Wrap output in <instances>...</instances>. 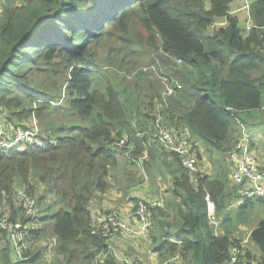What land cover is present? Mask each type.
<instances>
[{
	"label": "trees",
	"instance_id": "trees-1",
	"mask_svg": "<svg viewBox=\"0 0 264 264\" xmlns=\"http://www.w3.org/2000/svg\"><path fill=\"white\" fill-rule=\"evenodd\" d=\"M231 1L5 0L2 4L0 114L10 111L11 123L35 117L44 127V142L53 143L0 150V189L10 191L17 177L30 184L32 171L35 181L55 194L57 208L48 216L37 215L35 221L50 222L58 248L69 255L68 263L92 264L98 252L106 251L105 237L91 233L89 201L96 190L108 188L110 170L119 157L113 144L116 137L126 132L135 143V154L147 149L154 161L160 157L155 141L146 135L139 139L135 133L149 123L162 83L148 68L134 70L131 76L137 74L130 81L105 69L128 70L127 56L141 51L131 48L135 41L152 52L150 68L165 69L181 83L168 97L165 122L185 129L207 153L223 155L213 176L198 174L192 182L177 156L163 152L172 157L173 188L171 202L152 209L153 228L147 237L156 244L157 257L168 260L179 253L184 264H222L231 242L239 241L220 233L221 223L228 221L224 214L231 201L228 192L233 190L227 182L225 154L240 130L235 117L241 122H245L242 113L264 117V0H252L249 14L257 27L248 31L230 13ZM221 18L223 25L211 27ZM138 27L145 42H140ZM113 37L124 41L122 54L110 50ZM159 39L164 50L182 58L180 65L157 53ZM145 89L149 98L134 97ZM29 189L34 193L35 184ZM205 194L220 220L218 234L208 220ZM5 200L10 219L26 223L11 194ZM39 229L29 230L27 237L40 234ZM250 242L264 257V221L250 230ZM8 249L2 264H14L9 240ZM99 264L120 263L106 255Z\"/></svg>",
	"mask_w": 264,
	"mask_h": 264
},
{
	"label": "built area",
	"instance_id": "built-area-1",
	"mask_svg": "<svg viewBox=\"0 0 264 264\" xmlns=\"http://www.w3.org/2000/svg\"><path fill=\"white\" fill-rule=\"evenodd\" d=\"M241 8L245 12V17L242 27L245 31L257 27L250 17L249 9L251 0H240ZM5 0H0V10ZM231 13V12H230ZM217 22H213L211 27L216 26ZM225 20H222L218 25H223ZM264 32V27H263ZM162 41H158L157 53L170 58L173 63L178 66L182 63V58L172 56L168 51L164 50ZM263 51H264V33H263ZM143 67L142 70H146ZM131 76V75H130ZM166 77H171L163 73L160 75L164 82L161 99L155 104L151 114L149 123L142 128V130L135 133L139 139L147 136L146 139L155 141L158 148L167 153L175 154L180 165L186 168L190 174L191 179H195L196 175H204L203 169L200 166L198 157L199 149L195 141L189 136V133L182 128L170 127L165 121L164 110L167 107V99L172 96L177 90L181 88V83L173 78L167 80ZM231 110L230 108H226ZM235 117V116H234ZM8 123L5 116L0 114V150L12 151L23 150L28 146L42 145L53 143L52 140L44 142V132L37 122L35 117H32L28 123L12 122L11 125H4ZM240 130L238 135L227 153L229 161L228 183L232 188H241L245 182L250 186L243 192L244 197L258 196L264 198V165L260 163L259 159L254 155L251 145V135L244 124L235 117ZM10 124V123H9ZM47 138V137H46ZM113 144L118 149V156L123 157L129 162L136 163L139 167L142 166L144 159L147 157L145 149L139 153H134L135 143L129 137L128 133L122 132L113 141ZM145 177V174H143ZM11 194V197L16 201L17 207L21 214L28 220L26 223L21 220L10 219V215L2 212L0 207V228L4 230L10 243L11 256L14 264H25L29 260L27 256L28 237L27 232L32 230L37 225L36 216L38 202L35 194L29 189L25 183H14L10 191L0 189L1 202ZM207 207V216L210 225L215 234L219 233L220 220L214 214V204L208 194L204 196ZM240 201H236L239 205ZM164 200L159 197H136L134 203L133 215L137 221L136 226L126 225L120 215L111 210L108 212H98L92 217L91 233L98 234L105 237L107 241L106 251L98 252L93 264L102 263L106 255H110L120 264H142L136 258L121 259L114 254V240L125 234L133 236H147L153 224L152 209L163 208ZM245 241H232L229 249L228 257L222 264H248L245 261L240 262V256L244 254L243 246ZM179 260L182 256L179 253L171 256L168 260ZM254 264V263H250Z\"/></svg>",
	"mask_w": 264,
	"mask_h": 264
},
{
	"label": "crops",
	"instance_id": "crops-1",
	"mask_svg": "<svg viewBox=\"0 0 264 264\" xmlns=\"http://www.w3.org/2000/svg\"><path fill=\"white\" fill-rule=\"evenodd\" d=\"M234 1V0H233ZM231 1L230 12L235 15L238 20L240 26L245 17V12L241 8V1L237 0L236 2ZM223 19H217L216 25L222 21ZM245 122H242L244 126L250 130L251 132V144L252 151L254 155L259 159L260 163L264 165V117L259 118L258 112H255L251 115L242 113ZM197 148L199 149V160L200 166L203 169L204 174H210L213 176L215 172L218 171V166L215 167V164L212 163L208 158V153L205 148L201 146L199 143H196ZM158 150L163 153L159 148ZM147 153V157L144 159L143 164L139 167L136 163L129 162L123 157L119 156L117 159V166L110 170L108 176V188L104 192H100L96 190L94 194L91 196L89 201V209L92 217L98 212H108L115 211L120 217L123 219L126 225L136 226L137 221L133 215L134 211V203L136 197H161L164 200L165 205L171 202L172 199V181L173 178L169 172V166L172 162V157L162 154L159 151L160 157L156 158L157 160L151 157L148 154V150L145 149ZM211 164L209 163V161ZM226 165H227V178L229 173V161L227 158V154L225 156ZM212 165V167H211ZM211 172V173H210ZM145 174V177L144 175ZM29 179L33 184H35L36 188L40 190L44 189V183L41 181H33L32 176L29 175ZM16 183H22L19 180L15 181ZM192 182H194L192 180ZM46 186V185H45ZM250 184L245 182L241 188H233L228 192V199L231 201L225 205L224 214H226L227 218L230 215V207L233 205L235 209L242 213L243 208H246L253 201L256 202L257 205L262 207L264 205V198L258 196L244 197L243 192L246 188H248ZM47 188V186H46ZM45 198L41 201V204H44L45 208L43 209L40 203L38 206L43 209L44 215L48 216L51 214L50 205L52 204V200L54 196L52 193H49L48 189L44 192ZM47 195V196H46ZM15 201V200H14ZM236 201H240L239 205H236ZM15 205L17 203L15 201ZM0 207L2 212L10 214L11 211L8 209L6 200L4 202H0ZM226 209L227 212L226 213ZM221 219V217H220ZM244 218L234 220L238 223L235 225L230 224L228 227L226 224H222L221 226L223 230L220 228V233L227 232L229 233L232 239H238L239 241H245L246 247L244 250V254L240 256V262L245 261L250 264L251 262L254 264H264V257L261 256L260 252L257 248L250 242V230L256 226L260 221H264V219L258 220L257 223H253L252 225L241 224L240 221ZM245 220V219H244ZM229 221V219H228ZM51 226L49 221H41L40 222V234L29 235L28 241L30 242L31 249L32 244L40 242L44 240L46 237V230ZM50 233L51 227H50ZM48 241H43L42 245L45 246L43 250L39 253L38 251L29 250V260L25 262V264H67L68 254H64L58 248L57 239L52 235L49 236ZM125 240H124V239ZM148 244H151L148 247ZM114 254L118 258L126 257V258H136L140 260L142 264H158V260L156 259L157 253L154 251L155 243H151V239L145 236H122L118 237L114 240ZM53 248V249H52ZM52 249V254L50 255V251ZM8 240L5 235L0 231V264L5 263L6 255L8 254ZM77 263V262H76ZM73 264V263H68Z\"/></svg>",
	"mask_w": 264,
	"mask_h": 264
},
{
	"label": "rangeland",
	"instance_id": "rangeland-1",
	"mask_svg": "<svg viewBox=\"0 0 264 264\" xmlns=\"http://www.w3.org/2000/svg\"><path fill=\"white\" fill-rule=\"evenodd\" d=\"M13 1V0H12ZM237 0H234L233 2H236ZM240 1V0H239ZM251 2H252V0H251ZM251 4V3H250ZM240 23H243V22H240ZM209 29H212V28H209ZM136 31H137V33L138 34H140V38H141V40H140V42H145V40H144V36H143V32H142V30L138 27V28H136ZM136 43H138V42H131V48H134V49H137V48H139L141 51L139 52V53H134V54H129L128 56H127V60H129V65H128V70H126L125 68H120V67H118V66H110V67H105V69L106 70H108L109 72H111V73H113V74H115V75H123L125 78H126V80H128V81H130L133 77H134V75L135 74H137V72L136 73H134L132 76H130L131 74H132V72L134 71V70H138V69H140V68H143V67H146V68H148L146 71L147 72H151V73H153L154 74V76L155 75H157V77H158V79H159V81H160V84H161V88H160V96H159V98L154 102L155 104L157 103V101H159L160 99H161V94H162V90H163V88H164V80L162 79V77H160V75H162L163 73H165V74H168V75H170V76H172L171 75V72H169V71H165V69H161L160 67H159V69L157 70V69H154V66H153V68H150V65H149V59L150 58H152V52L150 51V49H149V47H147V46H142V47H138V46H136ZM109 46H110V50H112L113 52H121V54L124 52V49H123V47H124V41L121 39V38H118V37H113L111 40H110V42H109ZM155 52V51H154ZM160 65V64H159ZM155 72H156V74H155ZM159 75V76H158ZM150 77H152L153 75H149ZM167 80H169V79H171V78H173V79H176L175 77H166V76H164ZM146 95H148V98H149V96H150V93L145 89V90H143V91H140L138 94H136V95H134V97H137L138 98V100H141V98H143L144 96H146ZM170 98V97H169ZM169 98L167 99V101L169 100ZM155 104H153L154 106H155ZM128 105V104H127ZM142 106H145V104H142ZM154 106L152 107V109L150 110V112H149V114H151V112H152V110H153V108H154ZM128 107H129V105H128ZM131 108H133V105L131 106ZM130 109V108H129ZM145 109H141V103H140V111H144ZM9 114H11L10 113V111H6V112H4V113H2L1 115H3V116H5V118H6V120H7V116L9 115ZM136 116H138V118L140 119L141 118V120H142V123H145V119L144 118H142V116L141 115H139V113H137L136 114ZM143 116H147V115H143ZM148 119H150V115L148 116ZM3 120V119H2ZM28 119H25V120H23L22 121V123H28ZM3 122H4V120H3ZM7 122L8 123H6V122H4V125H11V121H9V120H7ZM10 123V124H9ZM41 124H43V125H45L48 129H49V125H46V123L44 122V121H41L40 122ZM42 129H44V127H42ZM248 130V129H247ZM249 131V133H250V135H251V132H250V130H248ZM200 145L201 146H203L201 143H200ZM221 156H223V155H221V154H214V155H212V154H209L208 153V158H209V160L212 162V163H214L215 164V167H217L216 165H218L220 162H222V157ZM225 156H226V154H225ZM208 160V161H209ZM209 161V163L211 164V162ZM226 162V161H225ZM211 167H212V165H211ZM211 173V172H210ZM30 175L32 176V180L33 181H35V178H34V176L32 175V171L30 172ZM16 180H19V177H17L14 181H16ZM20 182H22L21 180H19ZM29 182H30V184H33L32 182H31V180L29 179ZM227 182H228V180H227ZM23 183V182H22ZM30 184L28 183V185L30 186ZM229 184V183H228ZM47 191V188H46V186L44 185V189H42V190H40L39 188H36L35 190H34V193H35V196H36V199H37V202H38V204L40 203V205L42 206V208L44 209L45 208V206H44V204H41V201H43V198H45V200H46V197H45V194H44V192H46ZM49 193H52L53 195H55L51 190H49ZM47 196V195H46ZM58 203V199L56 198V196H54V199L52 200V204L50 205V210H51V213L57 208V204ZM38 208H37V213H38V216H40V215H42V214H44V211H43V209H41L39 206H37ZM226 213H228L227 212V209H226ZM230 215L231 216H229V221H226L225 222V224L228 226V227H230V224H232V225H235L236 223H238V222H236L234 219L235 218H237L238 219V216H240V218H244V219H242L241 221H240V223L241 224H246V225H252L253 223H257L258 222V220H260V219H264V205L262 206V207H260L259 205H257L256 204V202L255 201H253L250 205H248L246 208H243V211H242V213H240V211H238V209L236 210L235 209V207L232 205L231 207H230ZM51 227V226H50ZM50 227L45 231L46 232V236H43L42 235V237H46L44 240H41L40 242H37V243H33V242H31V244H32V249H31V245H30V242L28 241V248H27V256L29 257V250H30V252L31 251H38L39 253L43 250V248H45V246L44 245H42V242L43 241H48V239L50 238L49 236H52L51 235V233H50ZM38 228H40V221H38L37 220V225L35 226V228L34 229H32V230H37ZM152 228H153V224H152V227L150 228V230H152ZM220 228H221V230H223V228H222V226L220 225ZM224 232V231H223ZM6 238H7V235L5 236ZM7 240H8V238H7ZM150 245L151 244H148V247H150ZM245 247H246V244H244V246H243V250L245 249ZM53 249V248H52ZM52 249H51V251H50V255L52 254L51 252H52ZM116 251V250H115ZM98 254V253H97ZM96 254V255H97ZM96 255L94 256V259H93V261H92V264L94 263V260H95V258H96ZM156 259L158 260V264H184V262H183V259H179V260H172V259H170V260H160L158 257H157V255H156ZM117 260V259H116ZM117 262H119V260H117ZM46 264H48V263H46Z\"/></svg>",
	"mask_w": 264,
	"mask_h": 264
}]
</instances>
